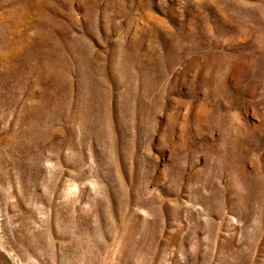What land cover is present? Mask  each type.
Instances as JSON below:
<instances>
[{
	"label": "rangeland",
	"instance_id": "rangeland-1",
	"mask_svg": "<svg viewBox=\"0 0 264 264\" xmlns=\"http://www.w3.org/2000/svg\"><path fill=\"white\" fill-rule=\"evenodd\" d=\"M0 264H264V0H0Z\"/></svg>",
	"mask_w": 264,
	"mask_h": 264
}]
</instances>
